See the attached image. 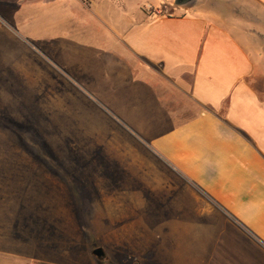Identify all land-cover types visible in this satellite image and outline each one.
<instances>
[{"label":"crops","instance_id":"1","mask_svg":"<svg viewBox=\"0 0 264 264\" xmlns=\"http://www.w3.org/2000/svg\"><path fill=\"white\" fill-rule=\"evenodd\" d=\"M17 1L89 9L100 107L47 95L29 174L0 155V264H94L110 211L112 264H264V0Z\"/></svg>","mask_w":264,"mask_h":264},{"label":"rangeland","instance_id":"2","mask_svg":"<svg viewBox=\"0 0 264 264\" xmlns=\"http://www.w3.org/2000/svg\"><path fill=\"white\" fill-rule=\"evenodd\" d=\"M11 3L16 4L10 6L0 4V155H10L7 164L12 167H9L14 169L15 165L21 166L22 173L28 175L29 173L24 172L25 167L28 169L32 162L30 164L26 152L32 147L25 135L29 133L28 131L34 132L39 127L47 126L42 120L37 128L31 124L32 115L34 113L37 115L36 111L47 110V95L57 96L54 103L63 104V93L72 94L76 95L77 100L85 102L91 110L95 111L96 105L100 107L94 101L93 91L82 86L84 78L81 74L89 63V68L93 69L94 56L84 54L82 47L77 44L83 41L75 39L70 41L74 34L94 31L95 21L91 18L89 23L84 22L85 18L90 19L91 12L87 7L80 5L69 9V12L65 13L67 15L65 18L64 13L62 14L63 9L54 7L55 11L51 13L53 16L48 17V21L46 8H32L27 2L24 4L17 0ZM35 14L36 18L32 19L31 16ZM72 43L76 45L70 46ZM49 84L53 87H49ZM50 101L53 103V100ZM41 115L40 117L51 126L56 122H63L62 115L53 109ZM32 125L35 127L34 130ZM51 129L52 127H47V131ZM58 129L59 127L55 130ZM11 144L17 145L20 149L13 150L7 147ZM37 154L39 159L45 162L46 155ZM114 188L120 190L122 194L120 196L126 197L122 191L124 185H115ZM111 202L120 204V209L126 208L124 198ZM118 218L126 220L127 217L111 215V211L110 215L102 216L105 231L102 232L99 241L104 254H94L92 258L94 264H112L110 246L112 233L108 231V225ZM123 233L126 234L125 229ZM96 242L94 248L100 245L98 241ZM115 256L120 257L121 254L115 253Z\"/></svg>","mask_w":264,"mask_h":264},{"label":"water","instance_id":"3","mask_svg":"<svg viewBox=\"0 0 264 264\" xmlns=\"http://www.w3.org/2000/svg\"><path fill=\"white\" fill-rule=\"evenodd\" d=\"M94 253L97 254V255H101L100 249L95 250Z\"/></svg>","mask_w":264,"mask_h":264}]
</instances>
